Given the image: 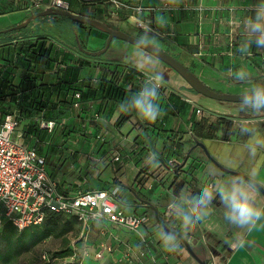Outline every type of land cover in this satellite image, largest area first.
I'll return each instance as SVG.
<instances>
[{
	"label": "crops",
	"instance_id": "1",
	"mask_svg": "<svg viewBox=\"0 0 264 264\" xmlns=\"http://www.w3.org/2000/svg\"><path fill=\"white\" fill-rule=\"evenodd\" d=\"M28 3L20 9L27 14L32 12ZM131 5L144 10L112 17L120 25L115 28L133 29L160 44L201 81L242 92L264 90V0H131ZM136 20L143 28L136 27ZM38 25L33 21L17 40L45 34L35 33ZM56 46L54 67H40L41 82L48 85L59 77L78 89L87 84L98 88L104 65H130L139 73L126 81L118 74L123 103L101 99L99 89L95 99L79 100V107L73 106L53 132L39 129L40 116L21 118L15 131L25 147L46 159L60 192L118 188L126 213L149 216L138 233L108 225L104 234L101 225L92 224L88 237L93 253H82L83 264H125L127 255L133 264H199L143 201L151 202L165 222L171 218L174 230L206 264H264L263 195L251 183L222 172L195 145V140L202 142L217 163L264 188V103L248 108L205 98L134 46L111 49L110 57L100 61ZM107 74L111 79L112 72ZM147 76L162 87L155 88ZM72 95L67 99L75 103ZM124 114L128 121L118 125ZM102 245L111 251L96 260Z\"/></svg>",
	"mask_w": 264,
	"mask_h": 264
},
{
	"label": "built area",
	"instance_id": "2",
	"mask_svg": "<svg viewBox=\"0 0 264 264\" xmlns=\"http://www.w3.org/2000/svg\"><path fill=\"white\" fill-rule=\"evenodd\" d=\"M99 1L109 6L112 17L122 12L140 14L144 10L142 6H132L131 0ZM29 4L32 12L47 8L70 12L68 0H29ZM135 23L137 28H143L141 21L136 20ZM147 78L155 88L162 87L154 76ZM74 99V107L77 108L81 94L75 93ZM196 114H202L200 108H196ZM250 121L251 119L244 122ZM18 123L15 115L8 114L0 126V225L7 221L22 231L28 227L40 226L48 214L58 213L75 218L81 228V237L86 238L92 224L101 225L104 234L109 233L108 225L138 233L141 227L148 224V215L126 213L128 205L119 201L118 188L60 192L58 181L46 169V159L35 148L25 147L15 137ZM57 124L56 120H40L38 125L40 129L51 133ZM118 160L119 157L116 156L115 161ZM213 186V182L208 185L209 189ZM140 240L144 244L147 242L144 235L140 236ZM110 251L111 248L102 245L100 251L95 253L96 260H101L104 253ZM83 253L86 255V252ZM42 259L48 260V255L44 253ZM70 259H76L75 264L84 263L82 254H74ZM131 260L127 255L125 264H131Z\"/></svg>",
	"mask_w": 264,
	"mask_h": 264
},
{
	"label": "trees",
	"instance_id": "3",
	"mask_svg": "<svg viewBox=\"0 0 264 264\" xmlns=\"http://www.w3.org/2000/svg\"><path fill=\"white\" fill-rule=\"evenodd\" d=\"M79 1L84 6L103 3L99 0ZM23 3H28V0H0V16L20 11L21 7H23ZM69 3L71 13L80 14L99 21L101 20V15L103 13L101 7L96 8L95 12L90 14L87 8L81 5V11L78 12L73 10V7L71 8L72 3L70 1ZM28 7L30 8L29 3L27 8ZM84 11L85 13L87 12L88 15H85ZM29 14L30 13H28V15ZM45 19H49L46 21L47 23L45 25L49 26L51 29L59 27L60 31L56 34H52L53 31L50 29L49 33L44 32L45 34L39 36L25 37L24 40L21 41L17 40L16 37L25 32L26 29H29L31 24L22 30L0 32V126L4 117L8 114L15 115L18 122L21 118L40 116L36 118L37 125L40 120H56L58 123V121L69 114L74 106L73 100L67 99V94L70 92L73 94V97L75 93H80V100H91L92 98L95 99L100 89L101 99L111 98L123 103L124 90H122L121 85L117 83L119 75L123 76V81H126L130 78L134 79L139 74L135 68L130 65L119 66L116 64L115 66L108 65L114 67L112 70H104L98 88H93L87 84L84 90L78 89L72 82L65 81L59 77L56 84L48 85L42 83V74L44 70L40 71V69L50 70L54 67L55 58L52 54L55 45L60 44L63 47L72 50L75 49V51L77 50L85 59L93 60L95 58L79 51L77 41L86 49L85 44L89 37L100 38L104 41L107 39L106 34L90 26L71 21L67 17L48 16L40 17L35 21L43 22ZM61 19H67L68 25L64 24ZM106 25L110 26L109 24ZM110 27L116 29L113 26ZM139 35L135 36L138 37ZM34 37L36 38L31 39ZM71 46L75 48H71ZM80 63L81 65H86V61ZM119 67L121 69H118ZM103 68H105V66ZM116 68L119 75L115 76L113 79H107V73L114 71ZM59 72V70H56V73ZM130 98H132L131 94ZM128 117V114H124L118 122V125H122L128 121ZM64 216L65 215L58 213L48 214L46 220L42 224L47 230L46 233L53 231V228ZM75 222L77 221L75 220Z\"/></svg>",
	"mask_w": 264,
	"mask_h": 264
},
{
	"label": "rangeland",
	"instance_id": "4",
	"mask_svg": "<svg viewBox=\"0 0 264 264\" xmlns=\"http://www.w3.org/2000/svg\"><path fill=\"white\" fill-rule=\"evenodd\" d=\"M69 1L72 3L71 8L73 7V10L78 12L81 11V6L87 8V11L90 14H93L96 8L101 7V9L103 10V14L106 16V20H103L102 22L109 24L110 26L113 27H115L114 25H117L116 22L112 20L113 18L110 15V8L107 4L97 3L96 5L84 6L79 0H69ZM38 11L41 10H35L34 12H38ZM27 15L28 14L25 11H21V10L7 13L5 15H1L0 32L19 25L21 22L25 20ZM85 15H88L87 12L85 13ZM47 20L49 19H45V21ZM61 20H63L64 24L68 25L67 19H61ZM38 23L39 25L36 26L35 29L36 34L37 33L40 34L44 32L49 33L51 29L49 26L44 25L42 21H38ZM51 31H53L52 34L54 33L56 34L58 31H60V29L59 27H55L52 28ZM127 32L132 36L139 35V32H136L133 29L127 30ZM138 37L154 45L155 47L163 50L160 44L148 39L147 37L141 36V34ZM104 45L105 42L95 37H89L85 44L86 49L91 52H98L102 50ZM55 47L57 46L55 45ZM116 47H125V48L133 49L131 44L115 39L111 43V46L108 49V51L105 52L100 57H92L95 58L93 59V61H100L101 57L103 59L109 58L110 57L109 52L111 51V49H116ZM71 48H75V47L71 46ZM73 51H75V49H73ZM75 52L78 53L77 50ZM127 57L128 56H125V58ZM158 64L162 68L164 67L165 70H169L176 74L175 71H173L171 68L167 67L160 61ZM113 68L114 67L112 66L106 65L104 70L106 69L112 70ZM86 72L88 71L84 70L83 74H85ZM110 72H112L111 75L112 79L118 75L117 68L114 71H110ZM202 82L211 90L219 93H230V94L254 93V92H242V88L235 89V88L227 87V85L220 84L219 86H217L210 82H207L206 80ZM246 91H251V89H246ZM237 106L251 108L255 106H261V103L238 104ZM45 165L47 171H49V166L47 164V161ZM166 223L170 228L174 229L173 228L174 226L171 223V218H169L166 221ZM53 229H52L53 231H51L50 233H46L47 230L42 225V226L28 227L22 231H19L10 222H2V224L0 225V264H75L76 259H74L75 261L70 259L74 254H76L77 256H81V254L85 251L88 253H93L90 237H88V234L86 236L87 237L86 240L84 237H81V228L77 224V222H75L72 216H64V218H61L60 222L56 224V226ZM88 250L90 251L92 250V252ZM44 253H47L48 260L42 259V255ZM90 261L85 260V264H98L97 262L94 263ZM116 264H121V263L118 262Z\"/></svg>",
	"mask_w": 264,
	"mask_h": 264
},
{
	"label": "water",
	"instance_id": "5",
	"mask_svg": "<svg viewBox=\"0 0 264 264\" xmlns=\"http://www.w3.org/2000/svg\"><path fill=\"white\" fill-rule=\"evenodd\" d=\"M48 16H54V17H67L71 21H74L76 23H81L86 26H90L104 34L107 35V39L105 41V45L102 48V50L98 52H91L87 49L83 48L77 41V46L80 52H82L85 55L91 56V57H100L102 56L107 50L109 49L111 42L115 39L121 40L123 42H127L131 44L132 46L146 52L147 54L155 57L157 60H159L161 63L166 65L167 67L171 68L173 71L176 72L189 86L190 88L196 92L197 94L212 99L218 102L223 103H232V104H258V103H264V91L260 92H254V93H244V94H230V93H219L216 91L211 90L208 88L188 67L184 66L180 61H178L176 58L169 55L164 50H161L154 45L136 37L128 34L127 32L119 29H113L110 26L106 25L102 21L81 16L78 14H74L71 12L61 11V10H54L51 8H47L38 12H31L23 22H21L19 25L4 30L3 32H9L12 30H22L28 27L33 21L37 20L40 17H48ZM195 145L203 148L209 157V159L224 173L233 174L249 183L254 185L260 193L264 197V188L259 185L255 180L241 174L235 171H232L230 169L225 168L224 166L217 163L208 153L206 150L205 145L195 140ZM145 206L148 207L150 210L153 211L155 220L159 223V225L168 233L172 234L173 236L177 237L180 242L184 245L188 253L199 263V264H206V261L200 259L193 249L191 248L188 240L184 238L183 235H181L176 230L170 228L167 223L160 217L157 208L148 201H143Z\"/></svg>",
	"mask_w": 264,
	"mask_h": 264
},
{
	"label": "flooded vegetation",
	"instance_id": "6",
	"mask_svg": "<svg viewBox=\"0 0 264 264\" xmlns=\"http://www.w3.org/2000/svg\"><path fill=\"white\" fill-rule=\"evenodd\" d=\"M104 47V46H103Z\"/></svg>",
	"mask_w": 264,
	"mask_h": 264
}]
</instances>
